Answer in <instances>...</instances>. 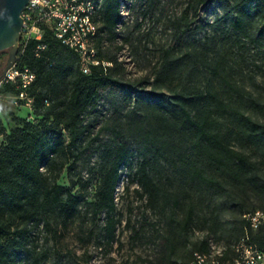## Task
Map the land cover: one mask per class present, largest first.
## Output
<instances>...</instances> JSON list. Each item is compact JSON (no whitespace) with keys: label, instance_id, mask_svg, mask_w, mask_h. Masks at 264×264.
Listing matches in <instances>:
<instances>
[{"label":"trees","instance_id":"1","mask_svg":"<svg viewBox=\"0 0 264 264\" xmlns=\"http://www.w3.org/2000/svg\"><path fill=\"white\" fill-rule=\"evenodd\" d=\"M209 1H188L182 15L172 23L176 43L193 31L192 17ZM247 1L235 0L223 17L227 18ZM255 2L261 15V25L255 34L245 32V19L241 15L231 24L235 31L264 48V0ZM159 3L160 0L135 2L144 7L141 11L144 17L152 14ZM120 17L119 0H103L97 47L99 57L111 66L94 67L88 75L79 70L75 53L48 30L42 40L46 50L39 57L35 56L37 42L30 41L15 58L16 67H26L35 76L26 93L32 99V114L40 119L37 124L21 121V127L0 142V264H24L29 259L32 264H41L47 253L38 252L36 229L42 224L50 231L51 216L68 222L79 213L81 202H85L84 195L74 192L75 186L83 183L81 179H70L67 187L58 180L65 167L72 166L69 162L74 154L88 143L85 138L90 135L91 124L84 121L97 108L104 92L112 85L119 86L125 93L124 102L133 93L113 78L119 67L117 58L104 57L107 41L117 40L115 27ZM126 27L119 36L123 44L128 40L122 38ZM103 41L106 44L102 47ZM121 46L117 47L118 52ZM170 55L169 48L162 52L163 68L174 64ZM217 67L213 68V74ZM1 86L2 92L20 93L13 85ZM139 104L148 108L145 114L139 112ZM125 119L128 131L112 129V144L105 145L100 152L99 182L93 200L88 203L93 220L105 217L102 230L107 243L115 241L121 222L115 203L121 170L134 167L123 190L136 183V192L145 198L147 208L164 211L170 208L155 264L189 262L195 252L209 251L210 242L206 238L186 247L194 217L193 204L179 208L180 215L176 213L179 201L174 199L172 203L167 191L149 173L153 160L171 152L176 154V161L170 162L179 164L193 183L234 204L231 227L234 234L231 240L222 243L223 259L237 256L232 246L246 233L259 247L264 245V224L252 230L242 217L255 210L264 212V98L259 99L243 86L222 77L218 89L209 79L202 89L174 90L171 97L159 93L137 97ZM252 198L256 200L255 206L248 204ZM139 231L134 230L132 239L137 238Z\"/></svg>","mask_w":264,"mask_h":264},{"label":"rangeland","instance_id":"2","mask_svg":"<svg viewBox=\"0 0 264 264\" xmlns=\"http://www.w3.org/2000/svg\"><path fill=\"white\" fill-rule=\"evenodd\" d=\"M188 1L160 0L153 13L145 17L141 14L144 7L134 3L129 18L132 21L122 34V38L127 37V42L107 41L104 57L115 56L119 63L113 78L126 89H132L133 93L124 102L125 93L119 86L112 85L104 92L97 108L86 115L84 124H91L90 135L85 138L88 143L74 154L69 162L73 163L72 166H66L58 180L59 184L67 187L70 179H81L83 183L75 186L74 192L84 195L85 202H81L79 213L68 222L51 216L50 231L42 224L36 229L38 252L47 253L41 264L156 263L170 208L166 207L165 211L147 208L145 198L136 192V183L130 184L127 191L123 190L134 173V167L121 170V179L115 191L116 211L121 222L111 244L105 240L102 230L104 215L93 220L88 207L99 182L100 152L105 145L112 144V129L128 131L125 114L137 97L144 98L149 93L171 97L174 90L202 89L209 79L218 89L220 79L227 77L259 99L264 98V48L235 31L231 24L236 16L241 15L245 19V32L255 34L261 25L260 8L255 0H248L227 18L223 14L234 5L235 0H210L192 17L193 31L176 43L172 23L182 15ZM119 45L123 46L118 52ZM168 48L171 49L170 57L174 64L163 68L162 52ZM219 62L220 67H217ZM214 67H217L215 74L212 71ZM1 90L0 85V142H3L12 130L21 127V121L30 120L37 124L40 118L35 117L33 109L27 107L28 99H31L27 93L19 98ZM138 109L141 114L148 111L142 104ZM248 112L251 110L248 109ZM131 145L135 147L136 144L132 141ZM172 159L176 161V154L168 152L153 160L149 173L167 191L171 202L174 199L179 201L176 213L180 215L179 208L193 204L194 217L186 247L189 248L190 242L203 238L217 245L227 243L234 234L231 231L234 204L211 194L197 182L193 183L183 174L179 164L170 162ZM255 201L252 198L248 204L255 206ZM134 230L140 231L137 238L132 239ZM24 264L32 263L29 259Z\"/></svg>","mask_w":264,"mask_h":264},{"label":"built area","instance_id":"3","mask_svg":"<svg viewBox=\"0 0 264 264\" xmlns=\"http://www.w3.org/2000/svg\"><path fill=\"white\" fill-rule=\"evenodd\" d=\"M135 2L136 0H119L121 17L115 27L118 41L124 26L132 21L129 18ZM102 3L103 0H29L21 13L22 24L17 55L23 52L30 41H36L35 56L39 57L46 50V44L42 40L45 31L48 30L55 39L75 53L78 68L84 75L90 74L94 67L111 66L110 62L101 59L98 54L97 40L100 36L98 18ZM105 44L103 41L101 46ZM34 78V74L28 68L16 67L14 60L13 65L1 79L0 85H13L20 90L18 97L23 98ZM31 100L28 99L27 103L30 110ZM242 217L252 230H257L264 224V212L261 210L244 213ZM209 246L208 252H195L191 261L179 264H264V245L259 247L250 240L247 233L232 246L237 254L233 259H223L222 245L210 243Z\"/></svg>","mask_w":264,"mask_h":264},{"label":"water","instance_id":"4","mask_svg":"<svg viewBox=\"0 0 264 264\" xmlns=\"http://www.w3.org/2000/svg\"><path fill=\"white\" fill-rule=\"evenodd\" d=\"M29 0H0V51L10 54L0 81L13 65L18 52L19 31L22 24L21 13Z\"/></svg>","mask_w":264,"mask_h":264},{"label":"flooded vegetation","instance_id":"5","mask_svg":"<svg viewBox=\"0 0 264 264\" xmlns=\"http://www.w3.org/2000/svg\"><path fill=\"white\" fill-rule=\"evenodd\" d=\"M9 54H10L9 50L0 51V76L4 72V69L8 61Z\"/></svg>","mask_w":264,"mask_h":264}]
</instances>
